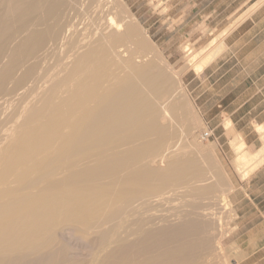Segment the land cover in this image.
I'll use <instances>...</instances> for the list:
<instances>
[{"label":"bare ground","instance_id":"bare-ground-1","mask_svg":"<svg viewBox=\"0 0 264 264\" xmlns=\"http://www.w3.org/2000/svg\"><path fill=\"white\" fill-rule=\"evenodd\" d=\"M237 19L187 64L203 72ZM157 50L126 0H0V264H194L220 248L211 223L234 185ZM231 130L247 179L264 145Z\"/></svg>","mask_w":264,"mask_h":264},{"label":"rangeland","instance_id":"rangeland-1","mask_svg":"<svg viewBox=\"0 0 264 264\" xmlns=\"http://www.w3.org/2000/svg\"><path fill=\"white\" fill-rule=\"evenodd\" d=\"M126 1L138 15L142 24L147 28L151 38L157 44L159 51L157 50L156 53H161L154 56H163L162 60L165 59L164 62L168 63L174 72H176V70L179 72L180 75L176 73L180 79H182L181 85L185 87L183 94L186 93L188 95L185 94L190 100L188 103L192 104V109H190L194 114L197 113L196 116L198 121L201 119V122L195 126V139L204 145L213 147L216 157L215 160L219 163H217V165L219 168L221 166L220 169L227 174L229 181L234 185V189L229 194L230 205L232 206L227 210L228 212H226V214V210L220 214L226 216L222 215L219 220L218 218L216 219V223L215 220L211 223L212 225L218 224L217 226L215 225L217 228L213 229L214 231L211 230L213 231L211 237L213 238V246H216L218 241H220V248L218 247L215 249L213 257L208 256V258L211 257L209 260L205 257L208 253L201 250L198 252V257L193 263L206 264V262L211 261L212 264H264V245L258 244L257 238L260 227L258 212L252 210L248 211L247 209H249V206L247 205V201H242L243 196L247 192L248 181L255 172L251 174L249 178L243 179L242 171L240 172V170L237 169L238 167L235 165L236 151L232 146L234 132H232L231 129L239 132L242 137L244 136L241 131L236 128L234 121L224 110L222 111V115L218 117L210 114L209 109L211 107V102L207 100V98L212 95V90L210 89L211 84L208 79V67L211 63L205 67L203 72H198L196 67L187 64L191 54L186 51V46L191 48L192 53L206 47L214 39L213 37L228 28L234 19L238 20L237 18H241L240 22L233 27L234 29L243 22V19L246 17L249 18L253 14L255 11L253 5L257 4L259 0ZM224 49L226 50V47ZM224 49L217 55L213 62L221 56L225 51ZM150 55H153V52H151ZM223 87L224 86L219 84L218 86L214 85L212 88H214V91L218 90L219 94L226 95L227 91ZM230 95L232 96L233 93L231 92ZM228 118L233 122L234 128L225 124ZM260 125L263 126L264 124ZM255 126L258 130L259 124L255 123ZM207 128L214 131V136L208 140H201L199 134ZM263 129L261 128L258 130L262 145H264ZM243 139L245 140V138ZM256 194L257 191H255V195ZM187 198H185V200L183 199L185 203L193 199ZM212 228H214V226ZM79 242V244L78 241H73L74 244L71 242L72 247H74L73 249L76 251H84L86 249L85 251H87V246L84 243L82 244L81 241ZM203 257L208 261H205ZM204 261L205 263H203ZM207 264H209V262Z\"/></svg>","mask_w":264,"mask_h":264},{"label":"crops","instance_id":"crops-1","mask_svg":"<svg viewBox=\"0 0 264 264\" xmlns=\"http://www.w3.org/2000/svg\"><path fill=\"white\" fill-rule=\"evenodd\" d=\"M262 1L264 2V0L257 2L259 7L249 18L228 33L226 50L208 67V79L212 90V95L207 98L211 102L210 114L218 117L224 110L232 118L236 128L241 131L248 148L252 151L262 146L261 136L255 123L264 124V3ZM219 84L224 86L226 95H221L218 90L214 91L212 88ZM255 191H257L256 195ZM243 200L247 201L248 211L258 212L260 218L258 244L264 245V164L248 181Z\"/></svg>","mask_w":264,"mask_h":264},{"label":"built area","instance_id":"built-area-1","mask_svg":"<svg viewBox=\"0 0 264 264\" xmlns=\"http://www.w3.org/2000/svg\"><path fill=\"white\" fill-rule=\"evenodd\" d=\"M213 136H214V131L208 128L199 134V138L201 140H208Z\"/></svg>","mask_w":264,"mask_h":264}]
</instances>
